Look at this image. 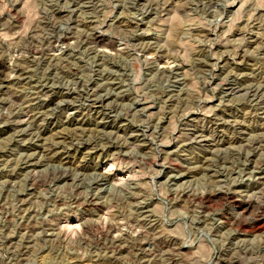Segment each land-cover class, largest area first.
<instances>
[{
	"label": "rangeland",
	"instance_id": "1",
	"mask_svg": "<svg viewBox=\"0 0 264 264\" xmlns=\"http://www.w3.org/2000/svg\"><path fill=\"white\" fill-rule=\"evenodd\" d=\"M0 69V264H264V0H0Z\"/></svg>",
	"mask_w": 264,
	"mask_h": 264
},
{
	"label": "bare ground",
	"instance_id": "2",
	"mask_svg": "<svg viewBox=\"0 0 264 264\" xmlns=\"http://www.w3.org/2000/svg\"><path fill=\"white\" fill-rule=\"evenodd\" d=\"M69 38V36L67 35L66 37H62V39H61V41H63V42H66L67 41V39ZM99 39V38H98ZM98 43V44H104V41H103V39L101 40V39H99V40H97V41H95V43ZM106 43V42H105ZM107 43H109V42H107ZM112 42H110L109 44H111ZM110 46V45H109ZM112 47V46H111ZM148 48V47H147ZM98 51V50H97ZM143 51V50H142ZM50 56V55H49ZM176 66V65H175ZM166 67H167V65H166ZM1 70V69H0ZM2 71V70H1ZM5 73V72H4ZM1 78H2V76H1ZM3 81V80H2ZM1 86V85H0ZM245 207V206H244Z\"/></svg>",
	"mask_w": 264,
	"mask_h": 264
}]
</instances>
